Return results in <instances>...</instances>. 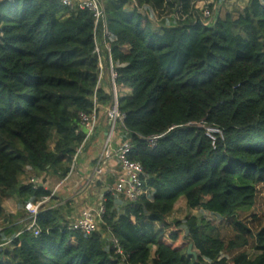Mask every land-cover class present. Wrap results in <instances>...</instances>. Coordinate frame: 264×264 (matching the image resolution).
<instances>
[{
	"label": "trees",
	"instance_id": "obj_1",
	"mask_svg": "<svg viewBox=\"0 0 264 264\" xmlns=\"http://www.w3.org/2000/svg\"><path fill=\"white\" fill-rule=\"evenodd\" d=\"M154 1L103 0L106 26H95L54 0H0V222L5 200L20 209L0 227V264H264V229L255 236L242 215L264 220V0L158 30ZM109 57L116 85L130 90L118 99V133L142 166L144 194L106 192L91 233L42 209L35 236L25 205L52 195L36 181L67 179L85 139L81 115L98 119L114 103ZM182 200L202 216L169 222Z\"/></svg>",
	"mask_w": 264,
	"mask_h": 264
},
{
	"label": "built area",
	"instance_id": "obj_2",
	"mask_svg": "<svg viewBox=\"0 0 264 264\" xmlns=\"http://www.w3.org/2000/svg\"><path fill=\"white\" fill-rule=\"evenodd\" d=\"M59 2L62 6L68 8H80L82 10H86L92 14L95 22V26H99L100 23H104L105 25V8L103 5V0H54ZM205 17L209 18L211 16L210 11H205ZM107 34V33H106ZM97 54L99 56V81L103 79L104 76V65L103 58L100 54V49H96ZM110 52V48H108ZM109 69H110V80L112 84V92L114 103L111 107L105 110V115L108 123V130L106 134V138L104 141V145L102 147L101 153L98 155L96 160V166L94 174L95 176H101L102 170L106 165V162L111 160L112 158H116L119 162L122 175L119 177L117 183L115 184L113 192L116 194L124 195L127 200L135 201L140 196L144 194L143 182L141 179V174L143 172L142 166L139 163H134L130 161L129 155L131 152V145L129 142H122L117 150L113 148L115 139L117 138L118 128L119 126L124 127L123 124V115L119 111L118 99L121 96V88H119L115 81L117 79V74L114 71V65L111 57H109ZM81 125L85 129V139L77 151V154L74 158V164L79 157V155L83 152L84 147L89 142V140L93 137L96 127H97V117L95 112L91 116L81 115ZM210 134L217 133V130L209 129L207 130ZM159 139V137H152L148 140L150 147L155 146V142ZM45 201L38 202L36 204L28 203L25 205V210L28 212L30 217L32 218V223L28 227V230H32L35 233V236L40 234V230L36 226L37 217L40 211L44 208ZM104 213V208L101 205L98 210L90 209L85 211L81 218L71 225L72 230H79L84 233H91L97 230V226L99 220Z\"/></svg>",
	"mask_w": 264,
	"mask_h": 264
},
{
	"label": "crops",
	"instance_id": "obj_3",
	"mask_svg": "<svg viewBox=\"0 0 264 264\" xmlns=\"http://www.w3.org/2000/svg\"><path fill=\"white\" fill-rule=\"evenodd\" d=\"M241 2H243V5L245 6L246 1L243 0ZM121 90V94L123 96L130 95V90L125 88H122ZM104 114L105 113L101 111L99 118L97 119V127L93 138L89 140V142L87 143L88 145L86 144V149H84L83 152L79 155L74 164V167L72 166L71 174H69L68 178L64 181H59L55 185L56 187L53 191L50 190L52 192V199L48 198L45 201L43 210L59 209L62 216L65 217V219H67V221H69L71 225L76 223L85 211L90 209L98 210L102 205V199L106 192L104 194L102 192L101 194H99V196L94 192L92 193V196L88 193H84L82 195H79V198H76L74 197L73 192L71 195H68V191H66L67 188L65 187H77L75 186L78 185L76 181L80 179V181H82L81 183H83L82 186H87L89 188L93 186V191H96V189L99 190L103 188L104 183L107 184L108 180V184L110 186L109 191L113 192L115 184L117 183L119 177L122 175L121 166L116 158H112L111 160L106 162L101 176L96 177L94 174L96 160L98 155L102 151V147L104 145L108 130L106 115L104 118H102ZM83 133H85L84 128ZM122 142L123 138L119 133H117V138L115 139L113 148L117 150L118 146ZM90 176L92 177V180L89 179L91 178ZM47 178H50V176H43L38 179L36 183L38 184V186H42L45 188L48 185ZM45 189L49 190L48 188ZM3 209L5 217L0 222V227H4L5 225H7L8 217L15 216L20 210L18 208V202L15 199L5 200L3 202Z\"/></svg>",
	"mask_w": 264,
	"mask_h": 264
},
{
	"label": "rangeland",
	"instance_id": "obj_4",
	"mask_svg": "<svg viewBox=\"0 0 264 264\" xmlns=\"http://www.w3.org/2000/svg\"><path fill=\"white\" fill-rule=\"evenodd\" d=\"M241 1L243 0H226L223 4L220 5V3L214 4L212 0H155L151 5L152 6V18H153V21L156 23L155 24L156 27L160 26L161 23L165 20H168V21L174 20L175 22H180V21L187 20L190 13H195L196 11H199L201 13L204 11H208L209 10L208 6L211 4H214V8H216V11L215 13L212 11V15L210 16V17L214 16V18H212L211 20V22L213 23L217 20V18H215L216 17L215 15L219 12L224 13L225 11H228V10L240 9V8L242 9L244 5H243V2ZM155 29L158 30L159 28L157 27ZM32 178H33L32 173L28 172L27 176L24 177L22 180L23 182L28 183ZM89 179L92 180V177ZM47 182H48V185L45 188H48L49 190L53 191L54 188L56 187L55 185L59 182V180L57 177L50 176V178H47ZM76 182L78 183V185H75L77 187H73V186H72L73 188L65 187L67 188L66 191H68V195H71L73 192L74 197L76 198H79L80 197L79 195H82L84 193H88L89 195L92 196L93 192L95 194H98L99 196V194H101L102 192L103 194L105 192H108L110 188L108 184V180H107V184L104 183L103 188L99 190L96 189V191H93V188H92L93 186L90 187L91 189L87 186H82L83 183H81L82 181H80V179ZM257 195L258 196H257V201H256V207L264 206V185H261L258 187ZM250 212H252V210L243 212L244 213L242 214L243 219L246 221L245 223H247L248 226L252 228V230L254 229L253 230L254 234L255 236H257L261 232V230L264 229V220L260 222L250 221L249 220ZM192 216L200 218L202 216V213L197 210L190 211L187 208L185 201L182 200L176 205V207L174 208V211L169 216L168 221L170 222L174 220H184L185 218L192 217ZM204 216L207 218V220H211V221L214 220V219L212 220L209 214H205ZM213 222H215L218 228L221 229L226 239H229L231 237L229 230L224 229L226 227V224L220 223L219 221H213ZM255 243L256 241H252L251 246H253ZM182 244L184 247L187 246L185 245L184 241L182 240V236H181V241L176 243V245H182ZM246 251L251 257H254L255 253L251 247H248ZM227 258L229 259L228 261H230L233 258V255Z\"/></svg>",
	"mask_w": 264,
	"mask_h": 264
},
{
	"label": "water",
	"instance_id": "obj_5",
	"mask_svg": "<svg viewBox=\"0 0 264 264\" xmlns=\"http://www.w3.org/2000/svg\"><path fill=\"white\" fill-rule=\"evenodd\" d=\"M187 254L189 256H193L195 258V260H197V253L193 251V246L190 245L187 249Z\"/></svg>",
	"mask_w": 264,
	"mask_h": 264
}]
</instances>
